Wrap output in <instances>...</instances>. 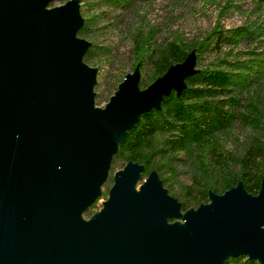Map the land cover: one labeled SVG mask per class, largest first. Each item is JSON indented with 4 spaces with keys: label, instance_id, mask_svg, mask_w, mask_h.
<instances>
[{
    "label": "water",
    "instance_id": "obj_1",
    "mask_svg": "<svg viewBox=\"0 0 264 264\" xmlns=\"http://www.w3.org/2000/svg\"><path fill=\"white\" fill-rule=\"evenodd\" d=\"M53 1L0 0V264H264V180L257 196L239 183L183 213L156 171L138 191L144 166L129 162L106 208L82 219L128 131L183 91L196 55L144 90L137 68L98 108L79 0ZM181 215L187 228L168 222Z\"/></svg>",
    "mask_w": 264,
    "mask_h": 264
},
{
    "label": "trees",
    "instance_id": "obj_2",
    "mask_svg": "<svg viewBox=\"0 0 264 264\" xmlns=\"http://www.w3.org/2000/svg\"><path fill=\"white\" fill-rule=\"evenodd\" d=\"M101 1L126 13L131 8L143 19L136 12L140 4L155 0ZM244 1L217 2L221 17L238 12L244 18L241 24L226 27L219 18L210 31L197 37L187 38L177 31L171 40L158 43L156 28L146 20L128 30L134 43V71L139 68L141 74V90L192 52L196 55L197 71L186 78L183 91L178 94L173 90L163 97L161 108L139 117L111 164V170L123 169L129 162L143 165L142 178L156 171L168 193L180 202L183 213L210 203L212 193L223 195L239 183L253 196L262 189L264 0H250L246 7ZM124 16L119 14L116 23L123 22ZM90 29V24L84 23L78 36L88 40L85 35ZM91 45L84 62L94 67L91 56L95 47ZM149 66L146 76L142 75ZM127 75L114 79L110 99ZM180 171L188 173L189 183L178 180ZM105 196L102 192L99 199ZM98 200L84 211L85 218L93 216ZM226 264L262 263L239 255L230 257Z\"/></svg>",
    "mask_w": 264,
    "mask_h": 264
},
{
    "label": "rangeland",
    "instance_id": "obj_3",
    "mask_svg": "<svg viewBox=\"0 0 264 264\" xmlns=\"http://www.w3.org/2000/svg\"><path fill=\"white\" fill-rule=\"evenodd\" d=\"M67 0H54L50 7L60 6ZM226 0L206 1V0H155L152 4H143L139 10L143 19L129 9V12L121 11L120 8H110L109 4L101 0H79L80 9L84 18V23H89L91 29L86 33L92 47H95L91 56V64L97 69V83L94 87L95 106L106 108L110 95L113 93L114 79L122 74L134 73L133 67V39L129 29L142 26V21H148L156 28L157 42L162 43L171 40L177 31L185 37L193 38L210 31L217 20L226 27L241 24L244 21L242 15L233 12L225 16H220V7L217 2ZM250 0L244 1L245 7L250 5ZM125 15L124 21L116 23L118 15ZM98 15V16H97ZM96 18V19H95ZM129 25V26H128ZM94 45V46H93ZM99 47L102 50H99ZM190 55L185 59L189 60ZM184 61V62H185ZM183 63V62H181ZM150 66L142 72L146 74ZM121 163H118L117 169ZM124 170H110L107 182L103 186L102 192L106 195L98 200L93 209L95 214L106 208L105 202L110 200V191L115 183L118 172ZM178 180L189 183L188 173L180 171ZM148 180L140 175L135 183L136 189L141 190V186ZM211 204L213 202L211 201ZM82 216V219L90 220ZM169 223L177 224L181 228H187V220L184 215L175 216L168 220Z\"/></svg>",
    "mask_w": 264,
    "mask_h": 264
}]
</instances>
